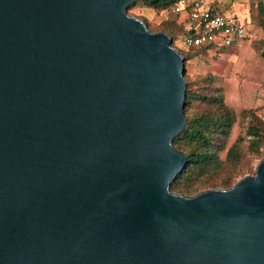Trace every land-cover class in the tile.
<instances>
[{
  "label": "water",
  "instance_id": "obj_1",
  "mask_svg": "<svg viewBox=\"0 0 264 264\" xmlns=\"http://www.w3.org/2000/svg\"><path fill=\"white\" fill-rule=\"evenodd\" d=\"M136 0H0V264H264V156L187 163L185 55Z\"/></svg>",
  "mask_w": 264,
  "mask_h": 264
},
{
  "label": "trees",
  "instance_id": "obj_2",
  "mask_svg": "<svg viewBox=\"0 0 264 264\" xmlns=\"http://www.w3.org/2000/svg\"><path fill=\"white\" fill-rule=\"evenodd\" d=\"M182 0H136L133 6L154 8L158 11L170 10L178 18L180 13L174 8ZM261 24L264 25V5L260 7ZM145 22L148 25L147 20ZM173 20L167 23L163 30L175 39L194 33ZM158 31V30H157ZM211 43L206 47L187 49L186 60L191 52L203 53L216 47ZM179 49V48H177ZM181 51V50H180ZM187 79L186 115L188 117L186 129L174 139L177 149L187 153V163L182 173L174 180L171 189L176 193L194 195L209 188H228L247 174L249 164L246 155L262 158L264 156V118L255 109L246 108L241 111L243 133L228 148V143L235 124L239 119L236 110L225 101L222 90L214 86L215 79L206 76L200 79ZM227 151L226 158L221 153Z\"/></svg>",
  "mask_w": 264,
  "mask_h": 264
},
{
  "label": "rangeland",
  "instance_id": "obj_3",
  "mask_svg": "<svg viewBox=\"0 0 264 264\" xmlns=\"http://www.w3.org/2000/svg\"><path fill=\"white\" fill-rule=\"evenodd\" d=\"M208 1L222 6L227 14L237 16L239 20L247 23L250 29V36L241 45L224 46L220 51L191 52L188 60L185 57L186 75L192 80L206 76L214 77V86L222 90L226 103L239 115L228 143L229 148L243 133L244 128L240 118L243 109H255L257 114L264 118V25L261 24L259 10L260 4L264 5V0ZM133 4L129 8V13L146 19L149 28L154 31L165 28L167 23L174 19L186 26L184 12L175 18L176 14L170 10L158 11L141 5L133 6ZM175 46L184 55L187 54L183 36L175 39ZM226 155L227 151L221 153L223 159ZM260 159L249 153L246 155L245 160L249 164L247 174L255 173Z\"/></svg>",
  "mask_w": 264,
  "mask_h": 264
},
{
  "label": "built area",
  "instance_id": "obj_4",
  "mask_svg": "<svg viewBox=\"0 0 264 264\" xmlns=\"http://www.w3.org/2000/svg\"><path fill=\"white\" fill-rule=\"evenodd\" d=\"M208 0H182L174 10L186 12L194 29L184 38L186 49L206 47L211 43L217 46H231L247 37L245 24L232 14H227Z\"/></svg>",
  "mask_w": 264,
  "mask_h": 264
},
{
  "label": "crops",
  "instance_id": "obj_5",
  "mask_svg": "<svg viewBox=\"0 0 264 264\" xmlns=\"http://www.w3.org/2000/svg\"><path fill=\"white\" fill-rule=\"evenodd\" d=\"M211 2V1H210ZM210 4H212V5H216V4H214V3H210ZM218 8H220L222 11H224L225 12V10H223V8H222V6H219V5H216ZM226 13V12H225ZM183 16H184V18H185V21H186V27H190V25H191V23H190V21H189V19H188V15H187V13L186 12H184L183 13ZM244 23V22H243ZM245 24V26H246V30H247V37H246V39H248V37L250 36V29H249V26H248V24L247 23H244ZM245 39V40H246ZM243 42V41H242ZM242 42H240V43H236V44H239V45H241L242 44ZM222 47H224V46H216V47H214V48H212L211 50H218V51H220V49H222Z\"/></svg>",
  "mask_w": 264,
  "mask_h": 264
}]
</instances>
